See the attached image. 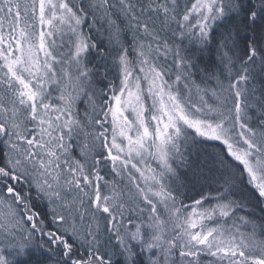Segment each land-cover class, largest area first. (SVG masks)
Segmentation results:
<instances>
[{"label": "snow or ice", "instance_id": "6c2138e0", "mask_svg": "<svg viewBox=\"0 0 264 264\" xmlns=\"http://www.w3.org/2000/svg\"><path fill=\"white\" fill-rule=\"evenodd\" d=\"M0 264H264V0H0Z\"/></svg>", "mask_w": 264, "mask_h": 264}]
</instances>
